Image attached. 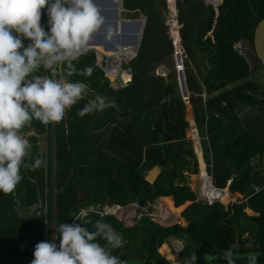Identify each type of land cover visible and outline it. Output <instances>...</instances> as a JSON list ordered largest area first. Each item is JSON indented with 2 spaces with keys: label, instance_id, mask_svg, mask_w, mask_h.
<instances>
[{
  "label": "trees",
  "instance_id": "trees-1",
  "mask_svg": "<svg viewBox=\"0 0 264 264\" xmlns=\"http://www.w3.org/2000/svg\"><path fill=\"white\" fill-rule=\"evenodd\" d=\"M176 1L169 0L170 8H175ZM205 1L214 9L201 0L177 3L188 55L189 100L214 186L243 198L227 206L219 201L209 205L190 187L188 175L199 174V163L194 143L187 137L191 127L177 72L174 68L167 78L154 73L168 60L173 67V47L163 16L168 11L167 2L126 0V10L140 9L145 17L137 54L127 66L132 81L115 87L97 65L96 51L89 50L73 63L78 70L92 67V75L68 78L86 86L84 99L67 110L59 124L43 125L34 120L31 127L23 129L22 134L32 144L28 160L36 157L39 142L33 133L39 130L51 137V130L55 132V163L49 160L46 167L35 171L21 168L23 179L14 193H0V215L6 219H0V264H31L34 247L45 241V225L54 214L57 228L61 223H73L69 213L91 202L129 204L140 197L153 201L162 196H172L178 207L191 202L182 212L186 225L164 227L144 216L131 228L107 215L103 221L124 240L121 248L111 250L112 255L125 264H172L161 253L166 254L163 245L176 238L184 244L177 264H185L193 253L195 264H226L222 259L209 261L206 257L219 256L232 243L240 246L237 264H247L248 252L257 253L258 264H264V69L255 55L257 65L252 69L247 57L234 48L246 42L254 54V29L264 18V0ZM47 19L43 9L41 24L46 32ZM173 21L179 32L176 18ZM96 48L118 59L129 58L134 52L126 47L119 53ZM192 61L202 76L197 92L188 80L189 73L193 74ZM56 69L58 79L66 73V64ZM256 72H260L261 84L253 78ZM37 74L52 76L44 70ZM110 74L115 79L117 67L112 66ZM96 95L114 100L119 110L108 108L80 118L79 110ZM189 119L193 123L191 114ZM191 135L197 137L194 128ZM254 159L257 161L252 163ZM153 168H160V173L150 182L145 174ZM204 178L208 179L207 175ZM16 201L21 206L46 201V214L9 220L8 210L13 211ZM246 210L255 215L249 216ZM98 219L100 216L95 215L81 224L93 231ZM250 241L255 242L253 248H245ZM97 242L105 244L99 238Z\"/></svg>",
  "mask_w": 264,
  "mask_h": 264
},
{
  "label": "clouds",
  "instance_id": "clouds-1",
  "mask_svg": "<svg viewBox=\"0 0 264 264\" xmlns=\"http://www.w3.org/2000/svg\"><path fill=\"white\" fill-rule=\"evenodd\" d=\"M167 8H170L169 1ZM43 9H46L48 17L47 32L41 24ZM176 11L178 21L181 22L180 11ZM103 24L104 18L100 15L94 0H0V193L5 195L14 193L17 185L23 179L21 168L35 171L41 167H46V161L38 156V144L35 149L36 157L31 160L26 159L32 155V144L22 134L23 129L31 127L34 120L43 125L59 124L64 119L66 111L84 99L86 86L81 82H70L68 78L73 75L84 77L92 75V67L86 66L82 70H78L73 61L90 50L89 42L92 40L93 34ZM111 35L112 29L109 28L106 38L110 39ZM25 40L29 41L27 45L24 43ZM136 50L137 47L133 50L132 57ZM132 57L123 59L129 60ZM172 57L174 58V48ZM103 58H105V55L102 56V66L105 67ZM123 59L116 58L117 66L122 70L120 73L118 72L119 75L116 76V80L124 71L129 70L131 80L128 84L122 85L127 86L132 81V73L127 66L133 59L128 63L120 62ZM65 64L66 73L58 79L51 78L49 75L37 74L41 70L47 72L57 71V66ZM123 65L127 66L124 68ZM184 65L186 66L185 61ZM185 66L182 71L186 74L187 80ZM102 70L109 78L110 75L107 76L106 70ZM175 70L179 77L181 71L177 70V66ZM56 74H58V71ZM178 82L180 85V80ZM120 84H123L121 80ZM190 95L191 91L189 90V99ZM202 97L204 98V94H202ZM108 108L119 110L114 100L109 99L107 96L96 95L93 99H89L84 107L79 110L78 116L83 118L86 115L103 112ZM194 130L197 137L190 134L191 138L188 137V139L193 141L195 148L196 143H199V141L201 143V137H199L198 129ZM195 154L197 156L196 150ZM197 160L200 170L198 156ZM204 165L206 171L207 164ZM201 172L202 170L199 173L201 174ZM211 180L213 184L212 176ZM213 187L220 193L224 191V189L216 188L214 184ZM202 199H205L209 204L204 196ZM156 201L166 206L160 197L153 201L145 200L143 206ZM217 201L220 202L218 199L214 200V202ZM15 204L13 208L20 205L17 201ZM34 205L20 206L19 218L35 215L31 213ZM223 205L227 206L228 204ZM76 213H69L70 216L74 217L73 223H61L55 229V233H58V235H54L52 239L53 241L58 240V245L49 241H41L35 245L31 264H125L124 261L120 260L118 256L112 255L111 252L112 249L123 246L122 235L111 224L104 222L102 217L93 224L94 230L89 231L81 223H77L86 216V213ZM169 218L174 219L175 215L170 213ZM168 221L170 220L165 223H155L164 227L171 226ZM98 238L105 241L103 246L97 242ZM170 240H173L174 243L168 247L169 254L177 260L184 244L176 238H171L168 242ZM254 243V241H250L244 247L251 249ZM177 245L181 246L179 252L175 250ZM239 247L238 243H232L219 256L209 255L206 259L209 261L222 259L226 261V264H237V260L241 258L238 251ZM196 259L197 257L193 253L185 264H195ZM246 261L247 264H258L257 253L248 252ZM170 262L177 264L176 261Z\"/></svg>",
  "mask_w": 264,
  "mask_h": 264
},
{
  "label": "rangeland",
  "instance_id": "rangeland-1",
  "mask_svg": "<svg viewBox=\"0 0 264 264\" xmlns=\"http://www.w3.org/2000/svg\"><path fill=\"white\" fill-rule=\"evenodd\" d=\"M109 2L111 3V1H109ZM167 3H168V0H167ZM171 9L172 8H168V11L163 13V16L165 18V24H166L168 18L170 17V11H171ZM175 10H179L178 7H177V4H176ZM111 12H113V11H111ZM108 14H110V11H106L105 13H103L102 11H100V15L104 18V24L101 26L100 31H98L99 33L97 35L98 36H105L104 38H106V36H107V30L109 28L113 29V25L111 23H109V21H108L109 20ZM112 15H113V18H114L113 21H115V15L113 13H112ZM118 15L119 14L117 12V17H118ZM179 25L181 26V34H182V31L184 29V25L181 22H179ZM120 29H121V27L118 25V31H120ZM172 31H173V29L171 30V28L169 27V30H168L169 35L172 33ZM128 33H130V31ZM128 33H126V34H128ZM112 34H114V32H112ZM111 39H113L114 41H116L117 37H113V35H111ZM182 40H183V45H184L183 47H184V49H185V51L187 53V50H186L185 44H184L183 34H182ZM121 41H122V39L120 40V42ZM130 42H132V38H130ZM101 48H103L105 50L104 46H101ZM126 48L127 49H130L132 51L136 49V47L134 48L133 46H129V47H126ZM234 48L237 51H239L240 53L244 54L247 57V59L249 61V64H250V66H251L252 69H254L256 67L257 62L255 60L254 54L251 51L248 43H246V42H240V43L236 44ZM172 62H173V67L172 66L170 67L171 61L168 60L165 65L155 68L154 73L155 74H158V75H161V76H164L165 78H167L170 72L175 71L174 68L176 67V64H175L174 58H172ZM114 63L117 66L116 60L114 61ZM192 65L193 66L190 65V68H192L193 74H190L189 73L188 80H190L192 83H193V81H196V83L198 85H201L202 76H201L200 72L198 71V68L197 67L196 68L194 67L195 66V62L194 61H192ZM126 66L127 65H123L124 68ZM198 66L200 67L199 64H198ZM185 69H187L186 66H185ZM187 71H189V70H187ZM187 71H186V73H187ZM51 74H52L51 78L57 79L56 78V75L57 74L55 72H51ZM253 78H254L255 81H257L260 84L263 82L262 81V78L260 77V72H258V73L256 72L255 76L253 74ZM108 79L115 85V87H118V86H122L123 85V84H120V79H117L116 81H114V79H112L111 77H109ZM177 79L179 80L178 75H177ZM187 113H188L187 119L190 120L189 119L190 107L188 109V112H186V115H187ZM192 128L197 129L195 124H193L191 126L190 132H188V134H187V137H189V138H191V136H192V135L190 136L191 131H192ZM51 132H52L51 137H49L48 134H43L42 135L41 133L40 134L33 133V135H36V136L39 137V142H38L39 148H37L38 153H39L38 156L39 157H42L46 161V163L49 162V160L50 161L52 160V161H54L52 163H55V157H56L55 156V149H56V147H55V132L52 131V130H51ZM198 133H199V131H198ZM28 135H30V134H28ZM199 137H200V135H199ZM251 162L252 163H255L254 160H252ZM157 169L160 170V168H157ZM202 170H203V167H202ZM156 172L157 171H155V170L146 172L145 179H147L148 181H151L157 175ZM199 172H200V170H199ZM204 175L205 176L206 175H209L208 170H206V171L203 170L202 174L199 173V174H196V175H188V183H189L190 187L192 188V190L197 194L198 199H202L203 198V196H202L203 190L208 185V179L207 178H204ZM225 189L227 191L228 196L223 191L222 192L223 194L220 195V198L221 199L214 198V200L215 199H218L223 204H231V203L236 202L238 199H240L242 197L239 194L230 195V193L228 192V189L227 188H225ZM55 192H56V189H54V193ZM210 199H213V198H210ZM171 200H173V205L175 206L174 199L171 198ZM189 203L190 202L187 201L185 205L183 204L184 206L181 205L182 207L175 206V208L177 207V208H183V209L180 210V214H179L178 218H177V215H176L174 219H170V221H168L171 225H174V224H181L182 226H185L186 225L184 219L182 218V213L181 212H183V210H185V208L189 205ZM39 207H41L39 204L37 206H34L31 209V213L32 214H35V215H38V214L42 213L44 210H42ZM245 212L249 216H252L253 215V213H251L250 211H247L246 210ZM172 243H174V241L173 240H170L169 242H167V244H166L167 246L164 245V246L167 247L168 252L166 254H164V255L162 254V255L167 260H169V261H176L177 262V260H175L174 256H171V254H169V248L168 247Z\"/></svg>",
  "mask_w": 264,
  "mask_h": 264
},
{
  "label": "built area",
  "instance_id": "built-area-1",
  "mask_svg": "<svg viewBox=\"0 0 264 264\" xmlns=\"http://www.w3.org/2000/svg\"><path fill=\"white\" fill-rule=\"evenodd\" d=\"M177 12V11H176ZM177 20V25L180 27L179 32L174 31L170 34V39L172 41V45L174 48V59L176 62L177 70L180 72L184 69V61L185 57L187 58V53L184 49L182 35H181V26L179 25L178 21V13L175 15ZM172 12H170V17L168 18L166 25L171 28V23L173 22ZM181 37V38H180ZM132 57V56H131ZM116 58L105 56L103 61L105 62L104 69L106 70L107 76L109 75V70L112 66L117 67L118 72L120 73L119 66H116L114 61ZM57 73V71H54ZM119 73L117 75H119ZM119 79L122 81L123 85H126L131 80V75L129 74V70L124 71L123 74L119 76ZM211 179V176H208ZM212 182V180H211ZM203 194V193H202ZM209 201V204H213L214 200L210 199L208 196L204 195ZM80 212L86 213V216L82 218L79 223H88L91 221L93 216L98 215L100 218H105L107 215H113L116 219L124 224L125 227H133L146 216L150 220L157 222V223H165L167 220H170L169 214H167V208L161 202H152L147 203L146 206H141L138 201L131 202L129 204H121L118 202H104V203H97V204H87L78 208L77 213ZM175 250L179 252L181 250V246L177 245Z\"/></svg>",
  "mask_w": 264,
  "mask_h": 264
},
{
  "label": "water",
  "instance_id": "water-1",
  "mask_svg": "<svg viewBox=\"0 0 264 264\" xmlns=\"http://www.w3.org/2000/svg\"><path fill=\"white\" fill-rule=\"evenodd\" d=\"M201 1H204L206 6H211V4H209L205 0H201ZM111 3H112V1H111ZM115 6H116V4L114 2V7ZM114 15H115V21H113V19H114L113 17L108 20L113 25L114 34L116 32L117 22H121L123 25H125L124 23L127 20H134V21H129L127 23H132L133 22L134 24H130V25H133L135 27V30H136L137 34L140 33L139 38H137V36H134V38H133V40L131 42L132 43L131 45L136 46L137 50H138L139 43H140V40H141L140 28H143V26L145 24V17L142 15L141 11L139 9L134 10V11H126L124 9H121L120 12H119L118 17H117V11L116 10L114 12ZM118 18H120V19H118ZM104 40H105V38L104 39H99V40L95 38L94 40H91L89 42L90 50L95 49L97 51V61L99 63V66L102 69H104V67L102 66V56H103V54L100 51H98L96 49V47L97 46H104L105 50H107V51H109V50L120 51V47H121V45L116 43V42L108 41L110 44H107ZM125 44H127V43H122V45H125ZM252 46H253V51H254V55H255L256 59L260 62L261 66L264 69V18L260 22H258V24L256 25V27L254 29ZM137 50L135 51L134 56H136ZM133 57L131 59H129V60H126V59L120 60V62L128 63V62H130L133 59ZM179 80H180V86H181V93H182L183 97L185 98L186 102L188 103L189 102V97H188L189 96V89H188V85H187L186 74L183 73V71H181L179 73ZM36 132H37V134H40L39 130H36ZM195 150H196L197 156L199 158L200 170H202V167H203V170H205V165H204L205 162H204V158H203L202 146H201L200 141H199V143L195 144ZM138 200H139V202H140V204L142 206L145 204V199L144 198L140 197ZM238 203H240V202H238Z\"/></svg>",
  "mask_w": 264,
  "mask_h": 264
},
{
  "label": "crops",
  "instance_id": "crops-1",
  "mask_svg": "<svg viewBox=\"0 0 264 264\" xmlns=\"http://www.w3.org/2000/svg\"><path fill=\"white\" fill-rule=\"evenodd\" d=\"M110 0H94V3L96 4V6L99 8V10L100 11H102L103 13H105L106 11H110V14H108V17H109V19L110 18H112L113 17V15H112V13L114 14V12H115V10L116 11H118L117 10V8L119 7L120 8V10L121 9H124V10H126L125 8H124V1H126V0H111L112 1V3H110L109 2ZM114 2H115V4H116V6L114 7ZM111 11H113V12H111ZM126 11H134V10H126ZM118 19H120V18H118ZM129 21H134V20H127L124 24L125 25H129L130 27H125L124 28V33L126 34V33H128L129 31H130V33H128V34H126V37H128V39L129 38H132V40H133V38H134V36H137V38L140 36V33L139 34H137V32H136V30H135V27H133L132 25H130V24H134L133 22L132 23H127V22H129ZM109 23H111V22H109ZM112 24V23H111ZM143 28H144V26H143ZM143 28H140V31H141V36H142V31H143ZM98 31H100V29L98 30ZM96 32V33H94L93 34V38H95L94 36H96L99 32ZM112 32H113V29H112ZM112 35H114V34H112ZM105 40H107V41H110V42H113V39H108V38H105ZM123 43H127V44H125V45H128L129 43H128V41H126V42H123ZM110 44V43H109ZM124 46V45H123ZM122 46V47H123ZM97 49V48H96ZM93 50H95V49H93ZM96 51V50H95ZM96 53H97V51H96ZM97 65L99 66V63H98V61H97ZM100 67V66H99ZM197 74V73H196ZM198 75V74H197ZM193 86H194V89H195V91L197 92V90H199V86H198V84L196 83V81H193ZM189 105V106H188ZM189 107H190V114H191V119H192V121H193V123H191V121H189L188 119H187V117H188V113H187V115H186V120H187V122L190 124V127L192 126V124H194L195 123V117H194V113H193V108H192V105L190 104V102H188V103H186V112H188V109H189ZM257 160L256 159H254V162H256ZM47 164V163H46ZM152 170H155V171H157L156 173H157V175H158V173H160V170H158L157 168H153ZM152 170H150V171H152ZM149 172V171H148ZM156 175V176H157ZM156 176L154 177V178H156ZM154 178L150 181V182H152L153 180H154ZM165 197H170V198H173L172 196H165ZM162 198H164V196L163 197H160V199H162ZM113 202V201H112ZM97 203H100V202H91V203H88V204H97ZM119 203V202H118ZM40 205L41 207H39V208H41L42 210H44L41 214H46V210H47V204H46V201H44V202H37L34 206H37V205ZM16 205V204H15ZM87 205V204H86ZM19 207L21 206V205H18ZM19 207H17V208H13V211L12 210H8V219L10 220V219H18L19 218ZM79 207H81V206H79ZM78 207V208H79ZM247 211H249V210H247ZM251 212V211H250ZM55 213V208L54 207H52V214H54ZM252 213V212H251ZM55 215V214H54ZM54 215H52V218H51V220L49 221V225H45V230H44V232H45V234H46V230H48L47 231V236L45 235L44 236V240L45 241H49V242H55V243H57V240H55V241H53V236L54 235H57V233H55V229H56V226H55V224H54ZM253 215H255V214H253ZM0 219L1 220H6L5 218H4V215L2 214V215H0ZM3 222H5V221H3ZM8 222V221H7ZM7 222H5V223H7ZM8 224V223H7ZM11 224V223H10ZM49 227V228H48ZM164 245H166V244H164ZM163 245V246H164ZM167 246V245H166Z\"/></svg>",
  "mask_w": 264,
  "mask_h": 264
},
{
  "label": "bare ground",
  "instance_id": "bare-ground-1",
  "mask_svg": "<svg viewBox=\"0 0 264 264\" xmlns=\"http://www.w3.org/2000/svg\"><path fill=\"white\" fill-rule=\"evenodd\" d=\"M169 1V0H168ZM176 1V0H175ZM170 7V6H169ZM175 8H176V4H175ZM175 8L174 9H171V12H172V17L175 19V17H174V14H177V12H176V10H175ZM118 10V9H117ZM118 12V14H119V12H120V10H118L117 11ZM173 19V20H174ZM177 21V20H176ZM173 22H175V21H173ZM173 22L171 23V28L173 29V31H174V34H175V27L173 26ZM118 25L121 27V29H120V31H118ZM130 27L129 25H123L121 22H117V25H116V32H115V34L113 35V37H117V39H116V41H114L113 40V42H116V43H118V44H120L121 45V47H120V51H121V49L122 48H125V47H129V46H133L134 48L136 47V46H134V45H131L132 43L130 42V38L128 39V37H126V34L123 32L124 31V28L125 27ZM96 37V39H104V37L105 36H98V35H96L95 36ZM94 39V38H93ZM92 39V40H93ZM122 39V41L120 42V40ZM107 44H109V42L107 41V40H104ZM126 41H128V45H122V43L123 42H126ZM123 46V47H122ZM98 50V49H97ZM98 51H100L101 52V50H98ZM106 52H108V53H119L120 51H113V50H109V51H107V50H105ZM102 53V52H101ZM106 56V55H105ZM108 56V55H107ZM110 76H112V74H110ZM114 76H116V74H114ZM116 80V78L114 79V81ZM209 175H207V177H208ZM209 180H208V185H209V188L208 189H205L204 188V190H203V194L204 195H206V196H208L209 198H219V199H221L220 198V195L221 194H223L222 192L220 193L218 190H216L214 187H213V184H212V182H211V179L210 178H208ZM224 193L225 194H227V191L225 190L224 191ZM227 196H228V194H227ZM162 201L165 203V205L167 206V210H168V212H167V214H170V213H172V214H174L175 216L177 215V218H178V216H179V214H180V210L181 209H183V208H175V206L173 205V200H171V198L170 197H165V198H162ZM182 213V212H181ZM182 220V219H181Z\"/></svg>",
  "mask_w": 264,
  "mask_h": 264
}]
</instances>
